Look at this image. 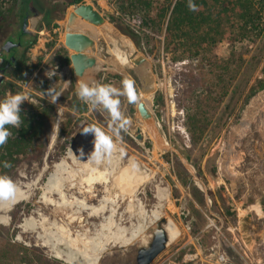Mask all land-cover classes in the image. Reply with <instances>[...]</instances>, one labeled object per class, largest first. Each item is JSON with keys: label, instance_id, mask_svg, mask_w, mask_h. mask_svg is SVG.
Returning <instances> with one entry per match:
<instances>
[{"label": "rangeland", "instance_id": "1", "mask_svg": "<svg viewBox=\"0 0 264 264\" xmlns=\"http://www.w3.org/2000/svg\"><path fill=\"white\" fill-rule=\"evenodd\" d=\"M18 1L0 0L5 17L0 37L17 25ZM116 1L83 0L64 8V0H37L29 6L31 39L37 41L19 52L26 57L29 74L17 79L10 71L0 87V99L8 92L26 91L29 101L21 105L20 115H33L39 125L32 139L26 135L29 142L24 148L15 146L9 152L0 146V173L11 175L23 190L40 180L28 200L14 205L10 222L0 221V264H70L55 257L51 248L41 244L38 233L24 223L32 215L38 221L46 217L47 226L54 222L57 217L51 207L41 202L42 188L54 165L63 158L74 164L68 154L84 125L107 130L111 121L102 107L92 109L79 99L78 66L76 61L67 65L65 55L71 57L76 51L64 45L65 24L81 4L102 18L95 27L112 24L148 60L153 78L151 113L170 145L164 150L144 128L142 82L135 67L113 53L114 45L109 41L93 39L90 52L103 61L92 65L87 81L92 77L95 81L98 75L95 82L122 87V80L131 78L139 97L135 104L121 97V111L131 124L121 133L119 150L113 153L121 154L119 166L123 170L133 159L150 171L146 170L149 176L141 174V183H135L129 172L124 176L123 192L119 186L112 189V199L119 201L118 211L123 213L122 225L106 224L102 230L98 225L101 219L93 217L95 222L80 245L82 253L108 239L105 235L109 234L111 244L100 263L137 264L138 251L152 243L157 222L165 225L170 219L177 236L151 264H264V33L243 41L222 42L192 59L172 61L174 53L183 48L165 50L164 36L150 31L149 37L141 34L137 44L111 21L118 14ZM52 71L56 74L49 77L47 73ZM53 85L62 93L55 104L46 95ZM17 129L10 127L11 137ZM5 161L12 167L5 168ZM102 196L100 192L93 200L96 206ZM152 209L161 210L162 217L146 227L139 240L133 238L141 211ZM49 231L57 228L51 224ZM87 240L90 245L84 244Z\"/></svg>", "mask_w": 264, "mask_h": 264}, {"label": "bare ground", "instance_id": "2", "mask_svg": "<svg viewBox=\"0 0 264 264\" xmlns=\"http://www.w3.org/2000/svg\"><path fill=\"white\" fill-rule=\"evenodd\" d=\"M75 9L76 10L69 15L65 26L68 25L78 32L88 33L87 35L91 37L89 43L83 44V48L85 47L84 49H86V51H83L75 59L80 74V80L87 81L88 73L92 65L95 62L100 63L103 61L90 52L92 50L91 45L93 39L96 38L95 40H100V38H104V40L106 39L109 41L114 45L112 48L113 53H116L118 57L125 58L131 67L134 66L137 75L145 76L151 81L147 92L140 93V109L146 121L144 128L150 131L158 146L170 148V145L167 143V140L164 138L156 123L153 113H151L150 100L153 78L151 77V71L146 57L137 50L130 38L121 34L112 24L104 22L101 26L98 25L95 27L94 24L97 23L99 17L95 15L94 11L92 12L88 5L79 8L76 7ZM117 149L118 146L114 150L116 153ZM68 156L73 159L74 164L72 166L69 165L70 163L68 164L67 158H63L61 161L57 162L54 165L47 183L45 186L43 185L44 187L42 188L41 202L46 207H51L53 214L57 217L54 222L51 223L54 228H57V231L50 233L49 228L51 229V224L47 226L48 219L46 217L38 221L34 219L32 215L26 218L24 225L30 230L38 233L41 244L51 248L55 257L70 264H101V255L110 246L111 241L108 242V240L111 238V235L106 234L105 237L108 239H101L98 243L91 244L92 246H90L87 251L85 250V253H82L83 251L80 248L81 243L87 238L86 232L90 230V227H92L95 222L92 218L101 219L98 224L101 229L102 227H106V224L109 226H112L113 223L122 225L123 213L121 214L118 211L119 201L117 199L115 201L112 199V189L119 186L121 192H123L122 184L125 180V174L130 172L134 182L141 183L144 180L141 174L145 172L143 176H149L146 170L147 172L150 170L147 169L148 167L146 168L138 163V160L134 161L133 159H131L130 164L127 165V170H123L124 167L119 166L120 160L122 159L121 154H115L113 152L100 164L88 160V158L81 159L76 152L71 149ZM38 180H40V178L28 184L27 190H23L20 183H18L20 187L15 202L11 205L0 207L1 222H10L11 210L14 208V205L22 200H28L31 195L34 194V189L39 184ZM99 187H101V190ZM100 192H103V196L100 200L98 199L99 204L96 206L93 200H95V197L98 196ZM135 192L136 191H132V193ZM121 195L125 197L124 194ZM162 215L161 210L158 209H152L148 212L141 211L142 218H138L137 226L133 231V238L139 240L146 227L158 221ZM163 227L167 234V242L176 238L177 230L172 220L169 219L165 225L163 224ZM121 228L123 229L124 227ZM19 238H22L21 235H19ZM84 244L90 245L88 240Z\"/></svg>", "mask_w": 264, "mask_h": 264}, {"label": "trees", "instance_id": "3", "mask_svg": "<svg viewBox=\"0 0 264 264\" xmlns=\"http://www.w3.org/2000/svg\"><path fill=\"white\" fill-rule=\"evenodd\" d=\"M82 1L64 0V8ZM36 2L19 0L16 14L29 13V6ZM190 2L197 10H190ZM114 6L118 14L111 21L137 44L141 43V34L149 37L150 31L164 36L165 50L183 48L182 52L174 53L172 61L192 59L222 42L243 41L252 34L259 37L264 33V0H117ZM3 16L4 11L0 10V23L5 20ZM29 22L30 18L25 17L19 21L21 34L29 37L27 47L37 41L31 39ZM27 69L26 57L19 54L11 75L21 79L24 73L29 74ZM29 115L21 114L22 123L14 130L15 136L3 145L9 152L15 146L24 148L29 142L26 135L32 139L36 134L39 122Z\"/></svg>", "mask_w": 264, "mask_h": 264}, {"label": "clouds", "instance_id": "4", "mask_svg": "<svg viewBox=\"0 0 264 264\" xmlns=\"http://www.w3.org/2000/svg\"><path fill=\"white\" fill-rule=\"evenodd\" d=\"M189 8L193 11L197 10L196 5L191 2ZM55 74L54 71L47 73L49 77ZM76 74L79 76L78 72ZM121 83L122 87H116L112 83L88 82L79 79L77 81L76 94L79 99L92 109L102 107L111 117L107 130L95 124L85 127L83 130L85 134H94V150L88 160L97 164L102 163L107 156L112 154L117 147V142L122 140L121 133L127 132L131 124L130 119L121 111V97H127L128 102L133 104L137 103L139 99L135 82L131 78H125ZM46 95L51 98L49 101L55 104L62 93L53 85L47 90ZM24 101H29L26 91L15 94L8 92L3 99H0V146L5 145L9 137L12 136L9 126L20 127L22 123L21 105ZM80 155H84L83 149H81ZM4 167L11 168L12 165L5 161ZM19 187L18 182L11 175L0 173V207L15 202Z\"/></svg>", "mask_w": 264, "mask_h": 264}, {"label": "water", "instance_id": "5", "mask_svg": "<svg viewBox=\"0 0 264 264\" xmlns=\"http://www.w3.org/2000/svg\"><path fill=\"white\" fill-rule=\"evenodd\" d=\"M85 6V4H81L76 7ZM90 7V6H89ZM91 8V7H90ZM92 9V8H91ZM102 18L99 17L97 21L100 23ZM66 34H65V41L64 45L67 48H73L76 53L72 54L73 63L75 59L86 49L83 48L84 43H89L91 41V37L84 32H78L73 30L70 26H66ZM19 43H15L13 40H8L0 49V85L7 79L8 75L6 69L2 67V62L5 61V57L2 56V51L7 50L10 51L12 47L19 45ZM14 58V57H13ZM76 79H79V76L76 75ZM92 82H95L93 77L91 78ZM139 80L142 82L141 93L147 92L148 86L150 84V80L145 76L139 75ZM90 126V124H86L82 127L81 132L77 135L76 139L73 142V150L81 159H87L91 152L94 150V134L88 133L85 134L83 132L85 127ZM138 130V137L142 138L141 129L137 128ZM83 149L84 155H80V151ZM167 150L168 148H163ZM184 160V159H183ZM185 164L190 168L188 163L184 160ZM167 244V234L161 222H157L156 229H155V236L151 245L147 248H140L138 251L137 256V264H151L153 260L166 248Z\"/></svg>", "mask_w": 264, "mask_h": 264}, {"label": "flooded vegetation", "instance_id": "6", "mask_svg": "<svg viewBox=\"0 0 264 264\" xmlns=\"http://www.w3.org/2000/svg\"><path fill=\"white\" fill-rule=\"evenodd\" d=\"M22 17L30 18V15L27 12L16 14L17 25L16 26L13 25L12 27H10V30L0 37V49L8 40H13L15 43L20 42L19 45L12 47L10 51L7 50L2 51V56L5 57V61L2 62V67L6 69L7 75H9V72L13 70V64L18 59L20 50L28 46L29 37L25 34H21V25L19 21L20 19H22ZM65 57H67V60L69 62L67 63V65L73 63L72 57L70 56L68 57L67 55H65ZM97 79H98V75L96 76L95 81H97ZM2 84L0 85V87L2 86Z\"/></svg>", "mask_w": 264, "mask_h": 264}, {"label": "crops", "instance_id": "7", "mask_svg": "<svg viewBox=\"0 0 264 264\" xmlns=\"http://www.w3.org/2000/svg\"><path fill=\"white\" fill-rule=\"evenodd\" d=\"M64 41H65V40H64ZM77 81H78V80L76 79V83H77ZM88 82H92V80L90 79V80H88Z\"/></svg>", "mask_w": 264, "mask_h": 264}]
</instances>
